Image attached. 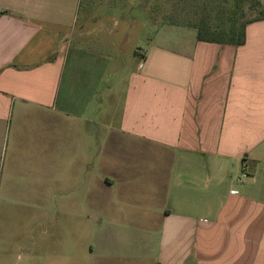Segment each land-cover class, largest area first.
I'll return each mask as SVG.
<instances>
[{
  "label": "crops",
  "instance_id": "1",
  "mask_svg": "<svg viewBox=\"0 0 264 264\" xmlns=\"http://www.w3.org/2000/svg\"><path fill=\"white\" fill-rule=\"evenodd\" d=\"M85 4L0 0V229L25 217L32 237L13 243L37 246L60 213L91 236L20 259L264 264V20L242 46L161 24L140 66L104 90L115 32L80 23Z\"/></svg>",
  "mask_w": 264,
  "mask_h": 264
},
{
  "label": "rangeland",
  "instance_id": "2",
  "mask_svg": "<svg viewBox=\"0 0 264 264\" xmlns=\"http://www.w3.org/2000/svg\"><path fill=\"white\" fill-rule=\"evenodd\" d=\"M237 1H240L242 5L235 9L239 20L237 25L240 26L253 17L248 4L245 2L246 0L244 2L241 0H112L111 2L98 0V6L94 9L86 0V9L81 13L80 23L85 21L82 23L83 25H91L94 21L102 20L106 27L107 24H111L115 32L113 42L117 52L116 56L114 55L110 72L104 74V79L109 81L108 84L104 82L106 83L104 90L106 86H111L115 79L125 78L127 74L140 66L143 57L138 52L147 53L151 48L150 41L160 40L157 30L159 25L172 23L192 27L190 25H193L194 22L206 17L211 20L216 19L220 24H224L225 29H229L231 23L226 11H229ZM260 1L264 2V0ZM114 19L117 20V25H115ZM54 204L57 211V207L63 205V198H55ZM14 218L20 220L17 216ZM55 219L54 228H47L48 226L40 223L36 229L34 236L39 239V245L28 246L27 248L23 246V249L15 246L13 242L19 230L26 239L32 237L29 221L24 217L23 224L15 226V221L6 219L5 222L8 223L0 229V255H6L7 259L0 264H25V260H21L20 255L46 254L45 241L47 239H55L56 241L61 240L62 237L71 239L74 237L73 233L76 232H81L85 237L84 239H91L87 230H65L62 214L56 213ZM54 248L55 253L62 252L61 245H55Z\"/></svg>",
  "mask_w": 264,
  "mask_h": 264
},
{
  "label": "trees",
  "instance_id": "3",
  "mask_svg": "<svg viewBox=\"0 0 264 264\" xmlns=\"http://www.w3.org/2000/svg\"><path fill=\"white\" fill-rule=\"evenodd\" d=\"M244 2V0H241ZM246 4L252 13V18L242 23L240 26L237 25L238 17L235 9L241 7L240 1H237L235 5L231 6L229 11H226L228 19L231 25L229 29L223 27L224 24H220L216 19L211 20L206 17L201 18L199 21L190 25L197 29L198 40L208 43H218L224 45L242 46L246 42V28L249 24L263 21L264 20V2L260 0H246ZM244 4V3H243Z\"/></svg>",
  "mask_w": 264,
  "mask_h": 264
},
{
  "label": "built area",
  "instance_id": "4",
  "mask_svg": "<svg viewBox=\"0 0 264 264\" xmlns=\"http://www.w3.org/2000/svg\"><path fill=\"white\" fill-rule=\"evenodd\" d=\"M242 176L245 178V177H247L248 175L244 173Z\"/></svg>",
  "mask_w": 264,
  "mask_h": 264
}]
</instances>
